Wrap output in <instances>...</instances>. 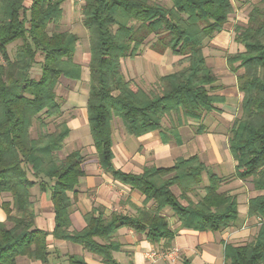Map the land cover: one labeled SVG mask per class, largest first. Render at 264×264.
Here are the masks:
<instances>
[{"label": "trees", "instance_id": "trees-1", "mask_svg": "<svg viewBox=\"0 0 264 264\" xmlns=\"http://www.w3.org/2000/svg\"><path fill=\"white\" fill-rule=\"evenodd\" d=\"M64 1L32 0L29 5L27 0H0V194L12 197L2 204L7 220L0 221V264H17L19 256L49 260V233L36 226L35 186L51 191L53 236L82 245L105 264H119L113 252L120 247L114 237L121 227L170 249L178 231L163 213L166 208L181 228L223 231L234 225L238 197L220 189L224 179L199 155L180 157L171 167L126 173L114 165L112 133L115 118H121L135 136L161 129L165 119L199 120L198 132L205 130V117L224 98L213 93L217 77L204 47L236 11L235 0H84L91 54L88 120L100 164L154 206H135L134 213L110 216L94 209L86 214L87 225L80 231L71 229V192L85 175L84 157L80 150L60 154L70 127L67 120L59 121L65 99L58 93L61 78L81 79L82 65L75 60L79 37L51 27L60 21ZM235 33L244 49L226 60L236 73L242 101L228 143L236 162L235 177L252 182L260 192L249 200L248 213L261 224L249 241L225 246V264H264V0L253 4L247 22L236 24ZM151 35L153 50L181 56L179 64L185 66L161 76L148 90L126 78L122 62L141 53ZM17 40L21 42L11 57L8 45ZM36 65L41 68L39 78L32 75ZM48 118L58 121L53 131L48 130ZM173 186L180 188L179 195ZM199 186L204 194L194 201L189 193ZM69 262L86 264L79 255H69ZM181 264L191 262L183 259Z\"/></svg>", "mask_w": 264, "mask_h": 264}, {"label": "crops", "instance_id": "crops-1", "mask_svg": "<svg viewBox=\"0 0 264 264\" xmlns=\"http://www.w3.org/2000/svg\"><path fill=\"white\" fill-rule=\"evenodd\" d=\"M31 1L27 0V3L30 5ZM84 2V0H65L60 21L52 25L58 31H70L79 37L75 60L82 65L81 79L61 81L66 86L68 85V89H66L68 91L62 94L65 99L63 110L70 116L67 120L70 134L66 140L78 144L76 150H80L84 157L82 166L85 175L80 178L76 190L71 192L73 203L70 217L71 229L74 231H80L86 227L85 216L94 209L102 212L105 216H110L114 212L134 213L135 206H154V202H148L146 196L138 189L114 179L100 164L88 120L87 102L91 54L89 31L83 22ZM238 11L239 9L236 8L232 14L236 16L235 13ZM230 35V28H226L212 39V43L226 47L230 43ZM141 53L135 57H127L122 62L124 75L136 83L140 81L143 84H148L154 81V86H156L161 76L180 69L178 68L180 64L176 62L177 56L172 52L160 53L149 49ZM10 55L13 57L14 53H10ZM143 59L150 62H144ZM206 59L208 65L211 63L216 68L228 66L227 62L222 66L221 62H210L207 56ZM211 68L213 70V67ZM38 73L41 75V68ZM216 77L214 87L218 86L219 88L213 93L224 99L216 102L218 108L205 117L203 132H198L202 124L199 120L184 119L181 123V119L180 122L171 119L168 122L172 124L167 127L164 124L167 121L165 119L161 129L135 136L128 133L121 118H119L121 120L115 118L112 133L113 162L116 168L126 173L139 174L143 173L146 167H171L178 158L197 154L209 166L211 172L224 179L220 189L237 195L239 203L237 221L223 231L181 228L179 221L173 216L172 210L166 208L163 213L169 217L172 228L178 231L172 247L179 248V259L177 258L176 262L170 259H149L148 252L166 250L163 243H153L146 238L145 234L138 233L129 227H121L116 231L114 237L120 247L113 252L114 258L119 264H181L183 259H188L191 264H225V246L227 244L245 243L250 240V236L253 238L257 233L261 222L258 217L249 215L248 205L249 200L260 192L254 188L252 182L235 177L236 162L228 143L229 129L239 110L240 104L238 103L241 101L237 76L228 66V72L222 76L216 75ZM72 81L76 83L71 85ZM185 137L192 139L190 150L195 151L189 156L183 155L187 145ZM32 193L35 199L36 226L49 233L47 240L51 254L47 262L19 256L17 264H70L69 255L83 257L86 264H105L100 256L88 251L82 245L55 238L52 234L55 227V212L51 191L48 189L46 192H41L40 188L35 186ZM11 201L12 197L8 193L0 194V221L7 220V213L2 207L3 202ZM98 240L102 241L100 238Z\"/></svg>", "mask_w": 264, "mask_h": 264}, {"label": "rangeland", "instance_id": "rangeland-1", "mask_svg": "<svg viewBox=\"0 0 264 264\" xmlns=\"http://www.w3.org/2000/svg\"><path fill=\"white\" fill-rule=\"evenodd\" d=\"M154 1V0H152ZM160 1H165V0H160ZM250 2V3H247V2ZM260 0H235V5H236V8L239 9V11L236 14V16L234 14H232L230 16V19L229 21L227 22L226 26L224 27V29L226 28H230V31H231V35H230V43L228 46L226 47H220V46H217L215 45L214 43H212V39L214 37H216L217 35H215L213 38H211V40L209 39L205 45V49H204V53L206 54L207 58L209 59L210 62H221L222 63V66H224L225 62H227L226 58L228 55L230 54H235L236 52L240 51V50H243L244 49V46L241 44V43H238L236 40H235V36H236V33H235V25L236 24H245L248 20V14L250 12V10L252 9V6L253 4H256L258 3ZM167 3L171 2L169 0L166 1ZM79 12H81V9H79ZM237 15H239V18H237ZM53 29H55L53 26H51ZM223 29V30H224ZM21 41L20 40H17L13 43H11L9 46H8V50L10 53H15V49L17 47V45L20 43ZM154 42V35H151L147 41L145 42V44L143 45L142 47V50L141 52L144 53L146 52L147 50L152 49L151 47V44ZM169 53H171L170 51H168ZM141 53V54H142ZM140 54V53H139ZM144 55V54H143ZM182 59L181 56H177L176 57V62H180V60ZM144 62H150V61H147L146 59H143ZM0 62H3V59L0 57ZM127 62H134V61H127ZM228 64V63H227ZM209 65L211 67H213V71H214V74H216L217 76H222L223 74H225L226 72H228V66L225 65L224 67H221V68H216L215 66H213L211 63H209ZM185 66V64H180V67H183ZM40 72V66H35L33 69H32V75L33 77H38L40 76L39 73ZM233 72V71H232ZM61 81H67L66 78H61ZM71 82V81H69ZM74 83H76L75 81H72V84L73 85ZM142 82L138 81V85L140 86H143L144 88L148 89V90H153L154 89V81L152 83H148V84H143ZM217 88H219L218 86L215 88H213V91H217ZM68 85L66 86V84H63L61 82V84H59L58 86V93L60 95L62 94H65V92H67L68 90ZM229 91H231V89H229ZM240 91V90H239ZM241 94V101H242V93L240 92ZM228 95V94H227ZM241 101L240 103L238 104H241ZM240 113V106H239V110L237 112V115L236 117L238 116V114ZM175 116V115H174ZM69 114L66 113V111L64 110V113L63 115L60 117L59 121H62V120H68L69 118ZM235 117V118H236ZM234 118V119H235ZM50 119L49 121V127H48V130L50 131H53L55 130V127H56V122H58L57 120L55 119H51V118H48V120ZM119 119V118H118ZM121 120V119H119ZM170 120L167 119V121H165V126H170V124H172L171 122H168ZM234 121V120H233ZM164 122V121H163ZM233 123V122H232ZM231 123V125H232ZM223 126H225V124H223ZM226 127V126H225ZM231 127V126H230ZM223 127H221L222 129ZM220 129V127H219ZM224 129V128H223ZM38 132V128H34L33 131H32V134L35 136V134ZM75 134V132H74ZM72 138V137H71ZM185 143L187 144L186 147H185V150L183 152V155L184 156H189L191 155L192 153H194L195 151H191L190 150V146H191V138H188V137H185ZM78 147V144H76L75 142L74 143H71L70 140H66L64 145H63V149L60 151V154L63 156V155H66L68 153H70L71 151L73 150H76ZM209 167V166H208ZM207 175L205 174L204 176V180L203 182L206 183L207 182ZM174 192L176 194H180V188L178 186H173L172 187ZM204 194V190L202 189L201 186H199L196 191H192L189 193V196H190V199L194 200V201H197L202 195ZM182 202L186 203L187 201L186 200H182ZM252 236H250L249 238H251ZM172 248H176V247H172ZM170 248V249H172ZM178 251H179V248H177ZM163 250V249H161ZM179 259V258H178ZM177 259V260H178ZM164 260H167V259H164ZM176 262V261H175Z\"/></svg>", "mask_w": 264, "mask_h": 264}, {"label": "built area", "instance_id": "built-area-1", "mask_svg": "<svg viewBox=\"0 0 264 264\" xmlns=\"http://www.w3.org/2000/svg\"><path fill=\"white\" fill-rule=\"evenodd\" d=\"M179 255V251L177 248H172L163 251H150L147 253V257L151 260L157 259H170L172 261H176Z\"/></svg>", "mask_w": 264, "mask_h": 264}]
</instances>
